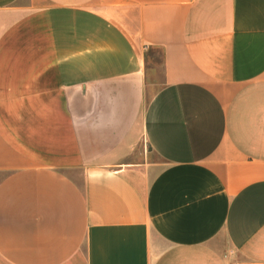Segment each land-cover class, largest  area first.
I'll return each instance as SVG.
<instances>
[{
    "label": "crops",
    "instance_id": "1",
    "mask_svg": "<svg viewBox=\"0 0 264 264\" xmlns=\"http://www.w3.org/2000/svg\"><path fill=\"white\" fill-rule=\"evenodd\" d=\"M0 264H264V0H0Z\"/></svg>",
    "mask_w": 264,
    "mask_h": 264
}]
</instances>
